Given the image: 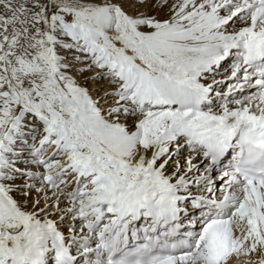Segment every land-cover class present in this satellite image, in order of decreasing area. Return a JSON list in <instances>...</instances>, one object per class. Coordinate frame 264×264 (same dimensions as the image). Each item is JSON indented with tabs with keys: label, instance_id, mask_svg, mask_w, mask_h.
<instances>
[{
	"label": "snow or ice",
	"instance_id": "snow-or-ice-1",
	"mask_svg": "<svg viewBox=\"0 0 264 264\" xmlns=\"http://www.w3.org/2000/svg\"><path fill=\"white\" fill-rule=\"evenodd\" d=\"M0 264H264V0H0Z\"/></svg>",
	"mask_w": 264,
	"mask_h": 264
}]
</instances>
